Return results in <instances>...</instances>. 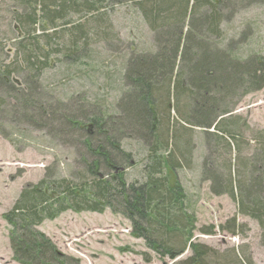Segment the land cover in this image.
I'll list each match as a JSON object with an SVG mask.
<instances>
[{
  "label": "trees",
  "instance_id": "16d2710c",
  "mask_svg": "<svg viewBox=\"0 0 264 264\" xmlns=\"http://www.w3.org/2000/svg\"><path fill=\"white\" fill-rule=\"evenodd\" d=\"M11 1L15 3L13 18L24 32V39H16L22 57L17 53L14 64L0 61V113L3 102L8 101L9 90L28 96V80L39 79L49 64L50 51L36 42L40 36L34 31L40 26V19L46 26L58 28V21L73 24L70 15L85 12L101 24L106 13L99 9H108L109 3L132 1L156 33L158 44L156 51L129 59L125 73L127 87L117 115L84 98L83 103H78L80 99L68 104L59 100L58 107L48 103L49 99H16L18 105L25 104L22 106L25 110H37L41 122L55 124L57 132L80 151L82 169L76 178L43 179L37 185L23 188L12 209L4 214L11 226L9 238L15 261L79 264L77 259L58 252L51 238L37 226L67 210L103 213L110 208L130 221L132 233L144 238L149 248L173 249L176 240L180 243L178 250L189 246L194 252L177 264H196L197 260L206 264L213 250L191 242L194 225L185 214L184 217L174 214L182 188L179 185L171 188L166 173L167 169L177 171L192 163V146L189 143L182 147L184 132L177 131L189 132L194 127L202 128L209 151L202 165L203 179L212 181L213 194H228L237 203L239 214L258 222L264 246V128L254 136V152L246 154L244 144L250 147L251 143L247 133L253 131L246 121L239 127L238 116L232 114L234 97L264 87V56L253 53L242 58L231 46L224 48L221 43L223 22L232 19L239 9L264 0ZM18 8L28 12L20 13ZM103 24L100 27L97 23L96 27L103 31ZM42 29L47 28L42 25ZM28 37L33 40L22 43ZM77 37L72 41L73 49L78 47ZM242 38L241 44L245 39ZM45 43L48 45L49 41ZM14 73L24 77L19 86L13 81ZM166 111V129H161L160 115ZM171 111L176 117L171 116ZM2 127L0 119V132ZM130 133L150 143L141 182H128L125 174V169L132 166L129 162L132 153L123 148L122 140ZM162 147L169 148L166 155L161 153ZM220 151L229 156L228 161L224 159L225 173L211 168L209 160L220 155ZM233 223L234 231L236 216ZM246 260L253 264L250 258ZM235 261L242 264L238 259Z\"/></svg>",
  "mask_w": 264,
  "mask_h": 264
},
{
  "label": "rangeland",
  "instance_id": "374dc122",
  "mask_svg": "<svg viewBox=\"0 0 264 264\" xmlns=\"http://www.w3.org/2000/svg\"><path fill=\"white\" fill-rule=\"evenodd\" d=\"M14 5V1L0 0V61L5 64H14L17 53L22 57L17 51L16 39H24V32L13 18ZM136 9L132 1L109 3L108 9H99L106 13L101 21V24L105 22L103 31L96 27L97 23L101 27L97 22L100 20L85 12L70 15L73 24L58 21V28H51L40 19V26H36L34 32L40 36L36 42L50 51L49 64L39 79L28 80V96L9 90L8 101L3 102L0 113L3 124L0 132V264H21L14 259L9 238L11 226L4 214L12 209L23 188L37 185L43 179L76 178L82 169L80 151L57 132L55 124L42 123L37 110H25L22 107L25 104L18 105V98L22 101L49 99L47 102L55 107L59 100L68 104L77 99H80L78 103H83L85 99L97 103L112 115L119 114L118 104L127 87L125 73L129 59L154 52L158 46L156 33ZM18 10L28 12V9ZM42 25L47 28L45 31ZM222 29V47L231 46L230 49L242 58L253 53L264 56V3L239 9L232 19L223 22ZM43 32L51 35L50 38ZM76 37L78 47L73 49L72 41ZM242 37L245 38L243 44L239 42ZM31 39L28 37L22 43ZM13 81L19 86L24 77L14 73ZM232 100L236 102L232 114L238 116L239 127L246 121L253 131L247 133L250 147L244 144L245 153H253L254 136L257 137L256 132L264 128V87ZM163 113L160 115L161 129L167 124V111ZM171 116L176 117L174 111ZM177 132H184L182 147L189 143L192 146V163L177 171L167 169L166 173L171 188L177 185L182 188L174 214H185L194 225L191 242L213 250L207 256L206 264H236L237 259L242 264H249L248 258L253 264H264L262 230L258 222L239 214L237 203L228 194H213L212 181L202 177V165L209 155L202 128L194 127L189 132L179 129ZM131 134L122 140L123 148L132 153L129 161L132 166L125 169V174L128 182H141L145 177L150 143ZM168 149L162 147L161 153L166 155ZM224 159L228 161L229 156L223 152L209 157L211 168L225 173ZM37 229L51 238L58 252L77 259L79 264H177L194 253L189 246L183 251L178 250L180 243L176 240L173 249L156 251L149 248L144 238L132 233L130 221L110 208L103 213L67 210L55 219L44 220ZM210 229L214 232H204ZM196 264H202L201 260Z\"/></svg>",
  "mask_w": 264,
  "mask_h": 264
}]
</instances>
